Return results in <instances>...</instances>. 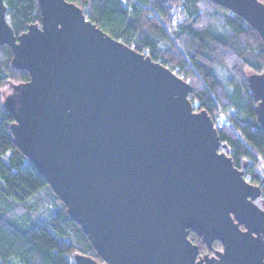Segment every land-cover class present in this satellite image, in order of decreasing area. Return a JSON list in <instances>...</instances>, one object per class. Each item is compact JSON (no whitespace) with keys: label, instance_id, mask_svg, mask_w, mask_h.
Segmentation results:
<instances>
[{"label":"water","instance_id":"water-1","mask_svg":"<svg viewBox=\"0 0 264 264\" xmlns=\"http://www.w3.org/2000/svg\"><path fill=\"white\" fill-rule=\"evenodd\" d=\"M214 1L264 39L263 0ZM39 4L41 23L16 35L0 0V45L30 73L4 104L16 145L103 259L75 253L76 264H264L262 188L221 150L210 114L194 110L192 85L77 4ZM248 81L264 128V71ZM190 230L223 248L200 254Z\"/></svg>","mask_w":264,"mask_h":264},{"label":"trees","instance_id":"trees-1","mask_svg":"<svg viewBox=\"0 0 264 264\" xmlns=\"http://www.w3.org/2000/svg\"><path fill=\"white\" fill-rule=\"evenodd\" d=\"M68 1L106 33L192 85L189 98L194 110L210 114L221 150L244 170L249 182L259 183L264 208V128L248 81L250 73L264 71L260 33L214 0ZM5 2L16 35L29 24L41 23L39 0ZM12 57L10 45H0V264H76L75 253L103 261L66 204L15 143L11 130L15 116L4 98L13 84L29 80L30 73L15 67ZM189 238L200 254L223 248L220 240L209 247L192 230Z\"/></svg>","mask_w":264,"mask_h":264},{"label":"flooded vegetation","instance_id":"flooded-vegetation-1","mask_svg":"<svg viewBox=\"0 0 264 264\" xmlns=\"http://www.w3.org/2000/svg\"><path fill=\"white\" fill-rule=\"evenodd\" d=\"M244 166L246 167V166H247V163H245ZM263 182H264V178H263ZM253 184L259 185V183H257L256 181H254ZM261 200H262V198L259 197V198L256 200V202L258 203V201H259V203L261 204V203H262ZM242 227L244 228V226H242ZM215 252H216V251H213L212 253H209V252H208V253H206V254L213 255ZM203 254H205V253H203Z\"/></svg>","mask_w":264,"mask_h":264},{"label":"built area","instance_id":"built-area-1","mask_svg":"<svg viewBox=\"0 0 264 264\" xmlns=\"http://www.w3.org/2000/svg\"><path fill=\"white\" fill-rule=\"evenodd\" d=\"M146 52H148V49L145 50ZM225 119L230 120V118L226 115ZM223 123H220L219 126H222Z\"/></svg>","mask_w":264,"mask_h":264},{"label":"snow or ice","instance_id":"snow-or-ice-1","mask_svg":"<svg viewBox=\"0 0 264 264\" xmlns=\"http://www.w3.org/2000/svg\"><path fill=\"white\" fill-rule=\"evenodd\" d=\"M260 255H261L262 257H264V252H262Z\"/></svg>","mask_w":264,"mask_h":264},{"label":"rangeland","instance_id":"rangeland-1","mask_svg":"<svg viewBox=\"0 0 264 264\" xmlns=\"http://www.w3.org/2000/svg\"><path fill=\"white\" fill-rule=\"evenodd\" d=\"M7 95V94H6ZM258 204L261 206V204L259 203V201H258ZM262 207V206H261Z\"/></svg>","mask_w":264,"mask_h":264}]
</instances>
